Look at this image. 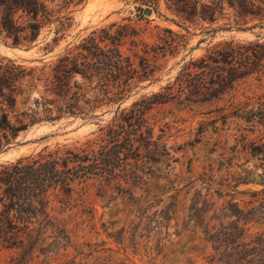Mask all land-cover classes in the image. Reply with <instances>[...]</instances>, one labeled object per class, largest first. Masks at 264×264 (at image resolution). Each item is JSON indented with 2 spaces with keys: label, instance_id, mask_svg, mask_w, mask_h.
I'll list each match as a JSON object with an SVG mask.
<instances>
[{
  "label": "trees",
  "instance_id": "16d2710c",
  "mask_svg": "<svg viewBox=\"0 0 264 264\" xmlns=\"http://www.w3.org/2000/svg\"><path fill=\"white\" fill-rule=\"evenodd\" d=\"M223 1L214 4L222 5ZM226 1L239 16L264 17V0ZM168 2L187 20L198 16L199 0ZM52 3L54 0H0V35L14 49L37 47L46 28L58 21L64 27L66 23L61 20H70L60 17L62 10L69 8L68 1H62L58 9ZM211 7L202 4V12L209 13ZM124 29L117 31L116 36L107 31H102L100 37L93 33L60 55L47 72L0 58V154L11 149L20 134L35 124L66 117H97L96 112L103 107L117 106L115 116L99 129L95 140L81 147L64 146L0 166V245L21 249L29 256L38 252L49 264L62 251L70 250L75 253L73 257L62 254L59 264H88L89 259L100 262L101 257L95 256L100 252L97 244L93 248L90 242L74 239L75 229L83 223L69 229L50 215L51 198L67 207L78 203L86 213L90 209L86 198L90 186H99L105 193L116 190L132 194V188L147 192L148 179L155 173L151 154L166 147L161 144L163 136L155 135L149 112L155 105L166 103L170 94L144 97L122 108L131 84L136 79L149 80L155 72L147 58H140L137 66L132 57L121 51V39L127 36ZM59 33L60 30L55 32V44L60 39ZM107 41L110 45H102ZM52 50L47 45L46 51ZM135 57L139 58L137 54ZM190 65L200 70L196 74L187 73L185 82L190 95L200 102L219 100L234 92L236 84L252 74H264V41L226 42ZM40 86L43 92L39 91ZM28 89L30 93H38L36 108L18 113V98ZM234 98H230L228 108L219 110L218 116L225 122L230 118L237 121L239 136L232 152L241 151L248 157L247 163L258 162L255 170H243L239 176L220 162L217 171L222 173L225 169L226 175L217 179L210 165L191 183L194 193L181 224H172L177 206L176 198L172 197L174 202L151 218L146 216L147 211H140L139 222L130 223L119 235L130 231L134 239L140 236L150 239L149 225L156 223L162 231L159 244L182 231L199 235L206 264H264V91L246 96L244 102L237 104L232 101ZM258 169L262 172L256 183L251 175ZM197 183L200 188H196ZM249 185L260 188L240 190ZM79 187L82 193L73 199ZM238 195L247 198L240 199ZM111 198L115 199L112 195ZM250 224H258L263 230L247 237ZM141 226L148 233L139 236ZM49 239L52 242L48 243ZM117 241L120 243V238ZM79 257L81 260L77 261Z\"/></svg>",
  "mask_w": 264,
  "mask_h": 264
},
{
  "label": "rangeland",
  "instance_id": "374dc122",
  "mask_svg": "<svg viewBox=\"0 0 264 264\" xmlns=\"http://www.w3.org/2000/svg\"><path fill=\"white\" fill-rule=\"evenodd\" d=\"M62 1L65 0H54L52 6L58 9ZM66 1L69 8L62 10L60 17H69L70 20H61L66 23L64 27L58 21L46 28L40 44L31 50L14 49L11 42L6 43L0 35V58H10L28 68L47 72L60 55L74 49L93 33L100 37L102 31H107L116 36L117 31L125 28L123 32L127 36L121 39V51L132 57L137 66L140 58H147L155 72L149 80L136 79L131 84L122 108L156 94H170V98L164 104L155 105L149 112L155 135L163 136L161 144L166 147L158 148L151 154L155 173L148 179L147 192L132 188V194L117 193L116 190L105 193L99 186H90L86 190V198L91 213L90 209L83 213L78 203L67 207L52 197L48 210L50 215L69 229L83 223L75 229L77 236L74 239L80 243L90 242L94 244L93 248L98 246L100 252L95 256L101 257L100 262L89 259L88 264H206L204 246L199 235L191 231L172 235L169 241L161 244L158 241L162 231L156 223L149 225L150 239L140 236L148 233L142 230L143 226L138 231L140 237L136 239L130 231L124 236L119 232L132 222L138 223L140 211H147L146 216L151 218L174 202L172 197L176 198L177 204L172 224H181L194 193V189H190L191 183L210 165L214 167L217 179L226 175L225 169L222 173L217 171L220 162L228 167L229 172L239 176L243 175V170H255L258 162L247 163L248 157L241 151L232 152L235 139L239 136L237 121L230 118L225 122L219 118L218 112L221 108H228L232 96H235L232 101L237 104L244 102L246 96L263 92L264 74H252L236 84L234 92L208 102L192 97L185 80L187 73H200L190 64L201 61L220 44H243L259 39L263 42L264 17L239 16L226 0L222 5L214 4L218 0H199L198 16L190 20L178 15L168 0ZM202 4L212 6L209 13L202 12ZM147 10H151L152 14L148 15ZM57 30H60V39L55 44L53 39ZM105 44L110 45V41L102 45ZM47 45L52 47V52L46 51ZM136 54L139 58L135 57ZM39 91L43 92L41 86ZM37 96V92L25 91L18 98L16 111L21 113L29 108L35 109ZM116 109L117 106H105L96 112L97 117H66L55 122L35 124L20 134L11 149L0 154V166L21 158L35 157L41 152L47 154L64 146L81 147L95 140L99 129L115 116ZM261 172V169L256 170L251 179L258 183ZM196 188H200L199 183ZM259 188L258 185H249L240 187V190ZM80 193L79 187L73 199H78ZM237 197L247 198L242 195ZM262 230V226L250 224L246 236L254 237ZM119 238L120 243L117 241ZM47 242H52V239ZM6 246L0 245V264H49V260L38 252L29 256L21 249ZM61 253L69 254L70 258L75 254L73 250ZM62 254L53 258L52 264H59Z\"/></svg>",
  "mask_w": 264,
  "mask_h": 264
},
{
  "label": "water",
  "instance_id": "95a60500",
  "mask_svg": "<svg viewBox=\"0 0 264 264\" xmlns=\"http://www.w3.org/2000/svg\"><path fill=\"white\" fill-rule=\"evenodd\" d=\"M146 13H147L148 15H151V14H152V11H151V10H147Z\"/></svg>",
  "mask_w": 264,
  "mask_h": 264
}]
</instances>
